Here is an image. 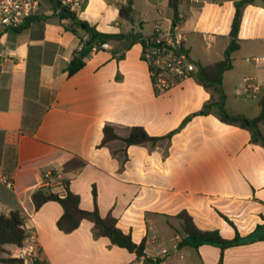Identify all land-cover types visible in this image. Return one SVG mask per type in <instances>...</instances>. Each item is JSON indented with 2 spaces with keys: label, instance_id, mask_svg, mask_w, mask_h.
I'll list each match as a JSON object with an SVG mask.
<instances>
[{
  "label": "crops",
  "instance_id": "obj_1",
  "mask_svg": "<svg viewBox=\"0 0 264 264\" xmlns=\"http://www.w3.org/2000/svg\"><path fill=\"white\" fill-rule=\"evenodd\" d=\"M128 1L87 0L77 15L106 34L139 28L148 36L155 27L173 26L168 0H130L133 23L120 20L118 9ZM236 1H179V28L194 64L222 58ZM162 4H167V15L159 9ZM50 13L41 2L37 14ZM148 22L152 31L143 34ZM37 32L34 23L18 32L0 26V214L23 215L39 247L37 264H143L108 238L96 236L88 221L67 234L58 230L62 209L57 202L35 210L31 195L41 187L44 171L68 181L82 210L96 207L101 217L115 218L134 243L144 241V257L152 262L218 264L221 256V264H264V240L223 252L210 245L177 247L184 234L175 215L182 210L199 229H216L224 239H232L234 231L219 213L242 237L261 223L264 148L250 142L248 131L221 122L211 112L192 117L169 140L128 146L125 161L123 142L98 147L104 125L119 136L133 126L151 136L164 135L205 103L216 101L215 90L190 77L156 93L138 43L119 60L112 55L118 43H108V50L90 55L80 71L67 77L78 39L55 19L43 23L40 39L32 37ZM237 37L232 68L222 77L224 109L251 119L259 113L258 99L244 92L242 79L252 77L264 88V5L259 0L242 8ZM252 57L261 58L260 63L246 62ZM36 117L40 122L34 129ZM225 226L231 235L223 236ZM14 248L5 246L11 253ZM162 250L168 255L161 256Z\"/></svg>",
  "mask_w": 264,
  "mask_h": 264
},
{
  "label": "trees",
  "instance_id": "obj_2",
  "mask_svg": "<svg viewBox=\"0 0 264 264\" xmlns=\"http://www.w3.org/2000/svg\"><path fill=\"white\" fill-rule=\"evenodd\" d=\"M180 0H168V7L171 10L173 25L180 21L178 6ZM255 0H238L234 2V14L230 24L229 41L225 47L222 58L214 63L200 66L195 64V71L192 77L204 88H213L218 95V99L214 102L205 103L200 110L188 115L174 130L161 135L151 136L143 127L133 126L129 129L126 136H119L115 133L114 128L110 125H104L102 128V139L98 147L104 144L119 140L123 142L124 161L126 160V148L131 145L149 144L154 146L162 140H169L174 134L178 133L185 124L194 116H205L211 112L215 113L218 119L226 124L233 125L244 129L250 134V142L258 144L264 148V88L260 89L257 95L259 113L255 118H246L242 115H232L224 109L225 95L222 91L223 74L232 68V54L239 48V39L237 37L238 29L242 17V8L245 5L252 4ZM264 5V0H259ZM49 5L50 15L35 13L27 19L20 27L12 31H20L29 26L30 23L36 24L38 32L32 34V37L41 38L43 23L49 19H55L65 31L70 32L78 39V48L71 54L69 66L66 68L67 77H71L80 71L86 64L93 49H99L102 43L117 42L118 47L112 50V55L117 59L124 56V52L134 44H143L144 38L140 32L129 31L127 33L106 34L99 32L88 22L80 19L77 13L71 11L67 5L62 4L61 0H40ZM134 10L131 6L120 5L118 15L120 20L129 22L133 20ZM134 27V26H133ZM38 71H36L35 79L37 80ZM39 118H35L34 129L39 125ZM16 137V134H7V137ZM14 138L13 141H15ZM58 191L54 188L40 187L31 195V200L35 210H38L46 202H57L62 209V213L56 221V227L61 232L67 234L75 230L81 221L92 223L94 234L98 237H106L113 245L124 248L128 252L135 255L136 259H143V264H158L159 260L152 262L144 257V241L134 243L129 234L123 233L116 226V219L108 215L101 217L97 208L91 211L82 210L79 207L78 196L69 189L67 180L62 179L58 186ZM95 199V192H92ZM263 204V203H261ZM264 205V204H263ZM219 215L234 231L232 239H224L218 230H201L199 229L192 217L187 211L182 210L175 215L181 222V229L184 237H182L177 247L188 246L198 248L202 245H210L218 247L221 252L223 250L238 246L244 243L264 240V215H259L261 223L257 224L253 231L246 236H240L234 224L225 216ZM24 218L19 211H11L8 215L0 214V255L7 253L6 245L20 247L27 234L24 227ZM19 260L13 259L10 255L7 258L0 256L2 264H19ZM218 264H221V256Z\"/></svg>",
  "mask_w": 264,
  "mask_h": 264
},
{
  "label": "built area",
  "instance_id": "obj_3",
  "mask_svg": "<svg viewBox=\"0 0 264 264\" xmlns=\"http://www.w3.org/2000/svg\"><path fill=\"white\" fill-rule=\"evenodd\" d=\"M87 0H61L62 4L78 14L85 6ZM40 0H0V26L6 30L20 27L27 19L38 12ZM184 33L179 28V23L163 29L155 27L150 35L144 38L140 56L146 63L156 93H162L173 85L192 77L195 64L190 59L184 46ZM108 43H102L99 49H93L91 54L100 50H108ZM261 58H247L246 62L259 64ZM244 92L251 97H257L260 85L252 77L242 79ZM62 177L59 173L44 171L41 186L53 188L60 185ZM6 185L11 183L5 180ZM24 221V220H23ZM25 227V226H24ZM26 238L20 247H15L10 257L19 260V264H37L40 260L39 247L33 233L25 227ZM168 255L166 250L159 253Z\"/></svg>",
  "mask_w": 264,
  "mask_h": 264
},
{
  "label": "rangeland",
  "instance_id": "obj_4",
  "mask_svg": "<svg viewBox=\"0 0 264 264\" xmlns=\"http://www.w3.org/2000/svg\"><path fill=\"white\" fill-rule=\"evenodd\" d=\"M142 8H144V7H142ZM159 9H162V11L164 12V15H167L169 13V9L167 8V4L159 5ZM152 27H153V23L152 22L145 23V24H143V27H142V31L141 32L143 34H149L152 31ZM137 30H138V32H140L139 31V28ZM253 216H256V215L253 214ZM257 216L259 217V215H257ZM221 232H222L223 236H228V235H231L232 234L231 228H228L227 226H225L224 228H222L221 229ZM165 246H168V244L166 243ZM10 254H11V251L7 250V253L2 254L0 256L3 257V258H7ZM0 264H2V263H0Z\"/></svg>",
  "mask_w": 264,
  "mask_h": 264
},
{
  "label": "water",
  "instance_id": "obj_5",
  "mask_svg": "<svg viewBox=\"0 0 264 264\" xmlns=\"http://www.w3.org/2000/svg\"><path fill=\"white\" fill-rule=\"evenodd\" d=\"M128 6H131V1L130 0L128 1ZM130 23L132 24L133 21L131 20Z\"/></svg>",
  "mask_w": 264,
  "mask_h": 264
}]
</instances>
